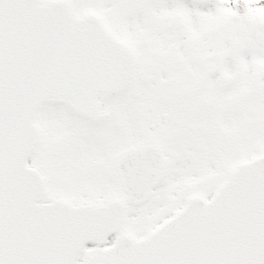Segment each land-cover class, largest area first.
Returning a JSON list of instances; mask_svg holds the SVG:
<instances>
[{
    "label": "snow or ice",
    "instance_id": "6c2138e0",
    "mask_svg": "<svg viewBox=\"0 0 264 264\" xmlns=\"http://www.w3.org/2000/svg\"><path fill=\"white\" fill-rule=\"evenodd\" d=\"M0 264H264V0H0Z\"/></svg>",
    "mask_w": 264,
    "mask_h": 264
}]
</instances>
